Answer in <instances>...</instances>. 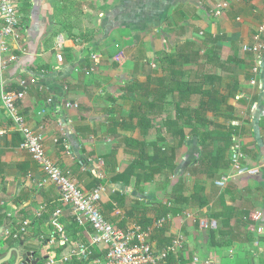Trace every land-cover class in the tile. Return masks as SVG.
<instances>
[{
  "label": "crops",
  "instance_id": "1",
  "mask_svg": "<svg viewBox=\"0 0 264 264\" xmlns=\"http://www.w3.org/2000/svg\"><path fill=\"white\" fill-rule=\"evenodd\" d=\"M12 2L21 40L8 42L15 61L2 74V81L10 90L18 89L21 81L27 83L26 95L18 104L20 114L42 136L46 155L82 191L103 190V216L122 231L137 227L141 218L151 219L145 230L156 249H162L167 239L182 237V249L163 264H205L207 260L212 264H264V242L260 240L256 242L263 244L256 251L238 237L229 247L210 239L214 235L217 240L221 229L223 234H232L229 227L239 221L246 223L241 233L248 226L256 237H264V177L234 178L219 187L216 183L229 168L215 179L195 175L192 170L200 156L195 138L186 136L168 181L164 174L138 186L133 176L115 181L140 153V146H131V142L147 144L148 155L154 151L151 144L173 143L163 124L166 117L174 118L178 93L165 97L163 114L148 115L152 125L148 130L138 126V116H129L135 103L153 101L157 82L164 77L166 54L188 42L195 43L200 52L195 65L183 67V81L198 87L202 77L203 83L204 77H212L213 84H204L202 89L218 92L215 107L219 109L205 112V118L231 134L244 166L264 167V48L258 53L254 50L264 0H227L219 16L214 14L219 0ZM258 54L263 59L256 63ZM93 55L98 58L93 60ZM131 82L151 91L146 101H137L132 92L125 94ZM229 92L235 95L230 97ZM202 100L195 93L180 107L195 110ZM0 127L12 128L1 102ZM189 130L185 128L186 135ZM19 140L13 131L0 136V258L15 248L33 264H105L103 247H94L86 259L69 258L71 250L89 243L94 233L75 225L70 209L59 203L58 190L20 149ZM191 177L204 187L208 205L184 208L160 218L164 222L157 226L159 205L173 198L176 184H183L184 196L192 194L195 183L189 189L186 182ZM212 190H217L219 205L213 210ZM115 194L120 203L111 200ZM162 227L165 233L155 235ZM15 256L4 264H13Z\"/></svg>",
  "mask_w": 264,
  "mask_h": 264
},
{
  "label": "built area",
  "instance_id": "2",
  "mask_svg": "<svg viewBox=\"0 0 264 264\" xmlns=\"http://www.w3.org/2000/svg\"><path fill=\"white\" fill-rule=\"evenodd\" d=\"M228 6L227 0H219L215 16H219ZM264 38V15L254 41L257 43L254 50L260 52L264 48L261 40ZM21 40L19 16L12 0H0V102L4 115L10 121L11 129L0 127V136L8 131L16 132L20 138V149L26 151L32 161L44 174L46 181L51 183L59 192V203L70 209L74 223L81 228H90L93 231L92 240L86 244L76 245L70 252L69 258L86 259L92 254L94 247H103L106 251L105 264H163L167 258L176 254L183 247V239L177 236L170 245L156 249L150 241V233L140 227L127 231L118 229L102 214V189L96 188L91 192L82 191L60 168L46 155L43 139L35 133L26 118L18 110V104L24 99L28 85L25 81L17 83L18 89H7L2 81V74L15 61L11 54L9 41ZM62 44L58 43V47ZM98 57L92 56L93 60ZM58 54L57 61L61 62ZM261 54L256 56V63L261 62ZM258 67H254L257 72ZM232 157L229 171L224 173L218 182L224 187L234 178L264 177V167L259 165L247 167L242 164L243 155L238 145H232ZM58 216V213H57ZM164 220H158L156 225L161 227ZM16 238V236H13ZM29 259V258H28ZM31 262V261H30ZM30 264V263H25ZM205 264H212L210 260Z\"/></svg>",
  "mask_w": 264,
  "mask_h": 264
},
{
  "label": "trees",
  "instance_id": "3",
  "mask_svg": "<svg viewBox=\"0 0 264 264\" xmlns=\"http://www.w3.org/2000/svg\"><path fill=\"white\" fill-rule=\"evenodd\" d=\"M199 48L195 47V43L188 42L175 49L173 53H167L163 62L165 64L164 77L158 81V88L153 93L155 94L152 102L141 103L138 105L135 103L132 106L133 112L129 117L139 118L138 126H141L144 130H148L152 127L151 119L148 118L149 114L161 115L165 111V97L170 93H178L179 102L176 104L174 118L166 117L164 120V127L166 132L173 138L172 144L158 146L157 142L151 144L153 146V154L148 155V145L145 143L131 142V146L139 147V154L136 159L131 162L126 171L121 175H116L115 181H121L126 176H133L135 183L138 186L143 182H150L153 180L156 174H164L165 181H168V174H171L175 170V162L180 157L182 145L186 140V136L193 137L196 139L198 146L200 147V156L196 161L197 168L192 170L196 174H205L207 177L215 179L217 174L225 172L230 166V160L227 158L228 153L232 147V139L230 133L220 131V127L212 125L205 116L204 113L207 111H214L219 109L215 107L216 96L218 92L213 88L210 90H203L204 84H213L214 78L203 77L202 82L199 83L198 87H194L193 84L183 81V67L188 65H195L198 59ZM139 88V90H137ZM125 94L134 93L139 100L146 101V95L151 93L148 88H144L141 85H137L136 82H131L130 85L124 90ZM199 93L202 96V101L199 107L195 110L189 108H182L180 104L184 103L191 95ZM228 95L234 96L233 92H229ZM226 100V98H224ZM155 101H157L156 105ZM220 101V100H219ZM136 111V112H135ZM137 118V117H136ZM189 128V132L186 135L184 130ZM16 139V137H15ZM159 141L164 142L163 138H159ZM220 141L223 143L222 148L215 149V142ZM21 140L18 141L20 145ZM204 187L200 184L195 183L193 192L189 197L184 196V187L182 183H178L174 186L172 196L173 198L165 205H159L158 214L156 219L165 218L168 215H175L180 213L182 209L187 207H206L208 205V199L204 194ZM118 195L115 194L111 198L112 201L120 203ZM223 210L232 212L229 207L223 206ZM230 218V217H229ZM152 223L149 218H141L137 221V225L142 229H147ZM76 225V224H75ZM164 227V226H163ZM157 229L155 235H163L165 228ZM159 231V232H158ZM219 235H223L222 229ZM211 243L216 244L221 242L215 239L214 235L210 236ZM170 239L166 240V243L161 247L164 248L171 244ZM218 243V244H219Z\"/></svg>",
  "mask_w": 264,
  "mask_h": 264
},
{
  "label": "rangeland",
  "instance_id": "4",
  "mask_svg": "<svg viewBox=\"0 0 264 264\" xmlns=\"http://www.w3.org/2000/svg\"><path fill=\"white\" fill-rule=\"evenodd\" d=\"M117 85H120V84H117ZM170 105H172L171 106V110L173 111V107H174V105L173 104H170ZM191 142V141H190ZM215 149L216 148H222L223 147V143L222 142H220V141H217V142H215ZM190 149H191V146H190ZM196 149H197V146H196ZM198 149H200L199 148V146H198ZM231 152H232V150H230ZM228 152V153H226V156H227V158L230 160L231 159V157H232V153L231 152ZM229 153H231V155H230V157H229ZM195 180L191 177V178H188L187 180H186V182H187V187L190 189V186L192 185V183L194 184L195 182H194ZM187 188V189H188ZM212 195H213V198H212V201H214L213 203H212V208H211V210H213L214 208H218V203H216L217 202V199H216V197L218 196V194H217V190L215 191V190H212ZM214 199H216V200H214ZM209 221V220H208ZM233 223V222H232ZM245 224L246 223H241V221H239V222H237V223H233V224H231V226L229 227V229H231V230H229L230 232H233L232 234H223V235H219L218 234V240L222 243H226V245H227V247H229V246H231L232 245V240L234 239V238H236V237H238V239L239 240H243V242H247L248 244L250 243V245L256 250V251H258V249H259V247H261V245L263 244V243H259V242H264V237L263 236H261V237H256L255 236V232L252 230V228L250 227V229H249V227L247 226L246 228H247V230H246V233L245 234H243V233H241L240 232V230L241 231H243L244 232V229H245ZM199 224L198 223H196V226H194L195 228H197V227H199L198 226ZM243 225V226H242ZM203 227H204V224H203ZM244 227V228H243ZM211 229V228H210ZM242 235V236H241ZM234 236V237H233ZM251 236H254V237H251ZM249 239V241H247ZM254 240V241H253ZM256 240H260L259 242H256ZM205 245L207 246V243L205 242ZM205 246V247H206ZM227 247H225V248H227ZM244 247L246 248L247 247V244L245 245L244 244ZM226 250V249H225ZM251 250V249H250ZM226 258H228V256H225ZM260 257L261 256H259V253H257V256H256V259L258 260V259H260ZM262 260V259H261Z\"/></svg>",
  "mask_w": 264,
  "mask_h": 264
},
{
  "label": "water",
  "instance_id": "5",
  "mask_svg": "<svg viewBox=\"0 0 264 264\" xmlns=\"http://www.w3.org/2000/svg\"><path fill=\"white\" fill-rule=\"evenodd\" d=\"M2 232H3V228L1 227L0 228V237L2 235ZM13 253L16 255L13 264H25V263L33 264L32 262H30V260L28 259L27 256L20 255V253L18 252V250L15 249V248H10L8 250L7 254L4 257L0 258V264H4V263L8 262L10 260L11 255Z\"/></svg>",
  "mask_w": 264,
  "mask_h": 264
}]
</instances>
